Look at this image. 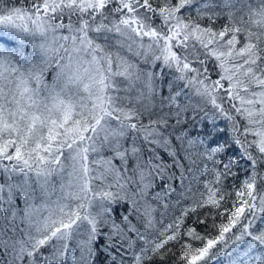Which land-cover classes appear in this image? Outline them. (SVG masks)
Segmentation results:
<instances>
[{
  "label": "snow or ice",
  "instance_id": "obj_1",
  "mask_svg": "<svg viewBox=\"0 0 264 264\" xmlns=\"http://www.w3.org/2000/svg\"><path fill=\"white\" fill-rule=\"evenodd\" d=\"M0 264H264V0H0Z\"/></svg>",
  "mask_w": 264,
  "mask_h": 264
},
{
  "label": "trees",
  "instance_id": "obj_2",
  "mask_svg": "<svg viewBox=\"0 0 264 264\" xmlns=\"http://www.w3.org/2000/svg\"><path fill=\"white\" fill-rule=\"evenodd\" d=\"M221 139H223V137H221Z\"/></svg>",
  "mask_w": 264,
  "mask_h": 264
}]
</instances>
